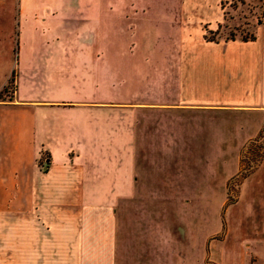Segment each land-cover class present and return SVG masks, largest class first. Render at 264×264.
<instances>
[{
    "label": "rangeland",
    "instance_id": "1",
    "mask_svg": "<svg viewBox=\"0 0 264 264\" xmlns=\"http://www.w3.org/2000/svg\"><path fill=\"white\" fill-rule=\"evenodd\" d=\"M72 1L26 0L35 17L29 13V23L22 25L17 0H0V105L16 99L17 73L20 86L27 87V76L33 75L38 98L92 95L95 40L77 35L70 22L57 23V5ZM260 4L225 1L222 22L218 27L200 25L197 38L192 36L194 25L186 40L152 41L143 33L136 71L137 40H126V58L119 25L111 23L105 39L112 51L110 125L133 132L135 170L133 196L117 201L120 233H125L120 264L264 262V199L250 197L255 183L264 180V114L231 106L244 97L232 89L238 84L231 82L238 76L235 70L250 62L243 53L199 55L209 38L225 47L232 36L255 35ZM43 18L51 24L41 33L34 29L43 25L38 24ZM210 29L217 32L210 34ZM123 65L132 68L122 73ZM207 65L220 68V75L205 70ZM124 74H137V86L134 80L120 86ZM251 127L260 130L250 135ZM44 160L38 159L40 166Z\"/></svg>",
    "mask_w": 264,
    "mask_h": 264
},
{
    "label": "crops",
    "instance_id": "2",
    "mask_svg": "<svg viewBox=\"0 0 264 264\" xmlns=\"http://www.w3.org/2000/svg\"><path fill=\"white\" fill-rule=\"evenodd\" d=\"M25 1L16 4L22 25L29 23V13H33ZM225 1L74 0L57 5L59 25L70 22L76 25L77 35L95 40L92 95L38 98L33 75L27 76V87L20 86L17 73L16 99L0 105V264L121 263L125 233H120L117 201L133 196L135 170L133 132L110 125L112 51L105 43L110 25H119L118 34L125 40L121 52L126 58V40H137L132 59L136 71L141 64L143 33L152 41L159 37L186 40L194 25L192 36L197 38L202 35L200 25L218 27L222 22ZM38 24H43L38 26L41 31L37 26L34 30L43 33L51 22L43 18ZM252 45L257 49L250 51ZM215 53L219 57L228 53L247 56L250 65L237 68L238 76L231 80L238 82L232 89L237 88L244 97L231 106L264 114V0L255 39L235 38L225 47L207 41L199 55ZM211 65L205 70L217 77L221 69L215 71ZM28 67L34 70V66ZM128 68L132 66L123 65L122 73ZM122 78L120 86L133 85V80L137 86V74ZM219 104L226 105H213ZM256 130L251 127L250 135L260 128ZM41 156L45 157L43 166L38 161ZM250 197L264 199L263 179L255 183Z\"/></svg>",
    "mask_w": 264,
    "mask_h": 264
},
{
    "label": "trees",
    "instance_id": "3",
    "mask_svg": "<svg viewBox=\"0 0 264 264\" xmlns=\"http://www.w3.org/2000/svg\"><path fill=\"white\" fill-rule=\"evenodd\" d=\"M261 1V0H260ZM260 9H261V4H260ZM259 24H260V19H259ZM217 32V30L215 31H209L210 34H215ZM227 39V38H226ZM235 38L232 36L230 37V40H234ZM255 39V35L251 34L250 36H242L241 40L243 41H247V40H254ZM212 38H209L208 41H211ZM228 40V39H227Z\"/></svg>",
    "mask_w": 264,
    "mask_h": 264
},
{
    "label": "built area",
    "instance_id": "4",
    "mask_svg": "<svg viewBox=\"0 0 264 264\" xmlns=\"http://www.w3.org/2000/svg\"><path fill=\"white\" fill-rule=\"evenodd\" d=\"M257 264H264V262L263 263H257Z\"/></svg>",
    "mask_w": 264,
    "mask_h": 264
}]
</instances>
